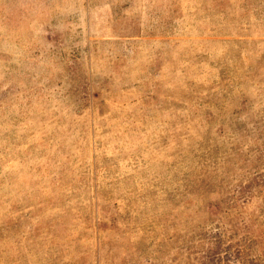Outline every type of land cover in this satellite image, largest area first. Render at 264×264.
I'll return each instance as SVG.
<instances>
[{
    "label": "rangeland",
    "instance_id": "rangeland-1",
    "mask_svg": "<svg viewBox=\"0 0 264 264\" xmlns=\"http://www.w3.org/2000/svg\"><path fill=\"white\" fill-rule=\"evenodd\" d=\"M0 264H264V0H0Z\"/></svg>",
    "mask_w": 264,
    "mask_h": 264
}]
</instances>
